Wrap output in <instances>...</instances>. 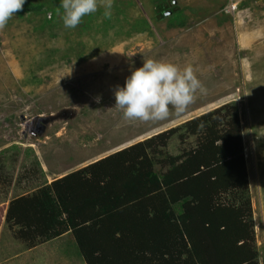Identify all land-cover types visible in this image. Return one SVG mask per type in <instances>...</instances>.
<instances>
[{
  "label": "rangeland",
  "instance_id": "1",
  "mask_svg": "<svg viewBox=\"0 0 264 264\" xmlns=\"http://www.w3.org/2000/svg\"><path fill=\"white\" fill-rule=\"evenodd\" d=\"M170 1L114 0L110 18L101 7L66 29L61 0H27L0 31V264H85L69 233L18 240L9 202L226 103L238 108L264 264V0H174L177 13L158 20ZM149 59L191 65L206 94L164 121H125L115 92ZM194 142L175 136L168 152Z\"/></svg>",
  "mask_w": 264,
  "mask_h": 264
},
{
  "label": "trees",
  "instance_id": "2",
  "mask_svg": "<svg viewBox=\"0 0 264 264\" xmlns=\"http://www.w3.org/2000/svg\"><path fill=\"white\" fill-rule=\"evenodd\" d=\"M175 9L158 4L157 19ZM175 136L195 142L172 155ZM5 221L30 248L71 234L85 264H259L238 108L226 103L17 197Z\"/></svg>",
  "mask_w": 264,
  "mask_h": 264
},
{
  "label": "clouds",
  "instance_id": "3",
  "mask_svg": "<svg viewBox=\"0 0 264 264\" xmlns=\"http://www.w3.org/2000/svg\"><path fill=\"white\" fill-rule=\"evenodd\" d=\"M27 0H0V31H3L16 13L23 11ZM114 0H61L62 21L66 29H75L86 16L104 9L110 18ZM206 88L195 69L189 65L180 68L172 62L149 59L135 68L115 92V107L121 110L127 122L155 123L185 113L195 103L197 92L206 94ZM97 97V103L100 102Z\"/></svg>",
  "mask_w": 264,
  "mask_h": 264
}]
</instances>
